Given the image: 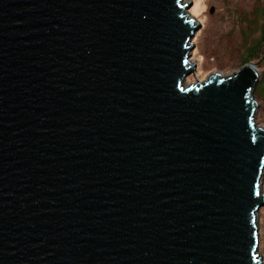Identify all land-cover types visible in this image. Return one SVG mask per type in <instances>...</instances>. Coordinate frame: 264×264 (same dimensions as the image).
Returning <instances> with one entry per match:
<instances>
[{
	"label": "water",
	"instance_id": "95a60500",
	"mask_svg": "<svg viewBox=\"0 0 264 264\" xmlns=\"http://www.w3.org/2000/svg\"><path fill=\"white\" fill-rule=\"evenodd\" d=\"M192 2L0 0V264H262L259 68L186 84Z\"/></svg>",
	"mask_w": 264,
	"mask_h": 264
},
{
	"label": "rangeland",
	"instance_id": "374dc122",
	"mask_svg": "<svg viewBox=\"0 0 264 264\" xmlns=\"http://www.w3.org/2000/svg\"><path fill=\"white\" fill-rule=\"evenodd\" d=\"M191 0H186V2ZM186 13L201 23V28L192 38L194 49L190 60L197 64L196 71L185 79L190 85L204 82L219 72L228 76L238 71L244 61L256 63L260 80L256 88L259 101L256 124L264 126V58L258 53L250 58V48L262 35L264 25V0H192ZM213 9V10H212ZM196 77V78H195ZM261 191L264 193V173L261 176ZM260 241L258 255L264 264V205L259 211Z\"/></svg>",
	"mask_w": 264,
	"mask_h": 264
},
{
	"label": "trees",
	"instance_id": "16d2710c",
	"mask_svg": "<svg viewBox=\"0 0 264 264\" xmlns=\"http://www.w3.org/2000/svg\"><path fill=\"white\" fill-rule=\"evenodd\" d=\"M248 50L250 51V58L252 57L251 60L253 58H255V56L258 53H261V56L264 58V25H263L261 37L253 45H251L250 48H248ZM245 63H247V61H244L241 66H243ZM263 79H264V74L262 73V80ZM262 96L264 98V90L263 89H262Z\"/></svg>",
	"mask_w": 264,
	"mask_h": 264
},
{
	"label": "bare ground",
	"instance_id": "6f19581e",
	"mask_svg": "<svg viewBox=\"0 0 264 264\" xmlns=\"http://www.w3.org/2000/svg\"><path fill=\"white\" fill-rule=\"evenodd\" d=\"M192 4H193V2H192ZM262 192V191H261ZM262 194H264L263 192H262Z\"/></svg>",
	"mask_w": 264,
	"mask_h": 264
}]
</instances>
